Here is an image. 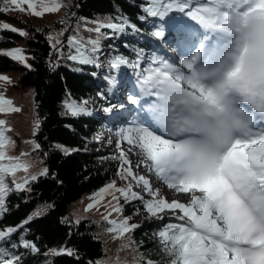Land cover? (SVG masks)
<instances>
[{"label": "snow or ice", "instance_id": "obj_1", "mask_svg": "<svg viewBox=\"0 0 264 264\" xmlns=\"http://www.w3.org/2000/svg\"><path fill=\"white\" fill-rule=\"evenodd\" d=\"M3 3L6 7L0 12L18 10L38 18L67 7L64 0ZM144 11L147 16H141V20L156 17L169 26L167 37L163 27L153 31L152 37L174 43L173 51H179L182 45L191 46L179 61L182 68L162 57L154 58L144 68L139 57L135 62L120 55L110 60V68L117 71L122 66L138 69V90L127 97L136 114L128 126L118 130L120 139L115 146L119 154L113 157L120 161L117 176L127 183L119 187L113 180L90 197L92 202L85 211L105 208L102 219L111 225L106 231L113 234V239L128 241L121 245V251L132 247L135 241L127 234L139 227L123 215L124 204L140 201L146 218L164 220L170 215L179 221L163 224L154 234L167 257L165 264H264V0H149ZM170 13L182 16L177 19ZM92 23L94 27H87L85 21V30L98 34L96 39H84L79 34L67 38V44L75 49V54L67 55L68 60L96 64L95 54L105 35L102 29H110L112 34L124 33L126 27L139 31L123 18L119 22L110 19ZM0 30L27 35L8 23L0 25ZM64 31L67 29L48 38L57 52L62 50L59 37ZM173 31L178 36H173ZM0 55L29 66L21 48ZM0 81L10 82V78L0 76ZM108 81L111 92L116 78L108 77ZM88 103L66 102L67 114L92 115ZM115 107L103 110L110 113ZM118 107L124 109L125 105ZM20 110L0 93V114ZM35 129H39L38 120ZM9 132L6 120L0 119V216L7 211L5 198L9 192L28 190L29 181L48 174L47 168L31 172L35 163L25 159L29 153L10 154L15 141L7 135ZM121 141L128 147H122ZM30 143L34 149L40 148L38 143ZM57 147L66 155L78 151ZM131 156L138 158L135 164ZM142 165L168 188L190 194L188 201L162 197L146 175L134 171ZM21 172L24 175H18ZM134 187L151 199L146 200ZM105 196L111 197L106 203ZM113 213L119 214V219H110ZM42 214L37 210L34 216ZM34 216L22 223L28 224ZM17 227L0 228V241H7ZM20 246L32 253L39 251L28 240L22 239ZM17 247L11 244V248ZM48 254L74 253L71 249H53ZM0 264H21V256L0 245ZM90 264L128 262L117 257L115 261ZM133 264L157 262L133 257Z\"/></svg>", "mask_w": 264, "mask_h": 264}, {"label": "trees", "instance_id": "obj_2", "mask_svg": "<svg viewBox=\"0 0 264 264\" xmlns=\"http://www.w3.org/2000/svg\"><path fill=\"white\" fill-rule=\"evenodd\" d=\"M148 2L149 0H65L67 7L55 14L50 24L40 22L39 29H35L33 33L27 29V35L21 36L27 42L25 50L28 52L29 66H19L17 60L0 55V75L5 76L3 72L20 68L16 85L35 89V110L39 129L34 137L40 145L37 151L48 166V174L29 182L28 190L9 192L5 198L7 211L0 216V228L22 225L17 227V232L7 241H0V245L21 256V264H90L109 254L111 247L106 248L105 239H101L100 228L107 229L111 225L103 219H81L77 223L70 209L78 199L93 192L98 193L107 184L119 178L117 170L120 161L113 159L108 151L102 150L100 145L90 140L103 130L106 126L104 122L108 123L110 120H101L89 115L72 116L67 114L65 104L81 102L92 93L100 96L99 100L103 102L114 99V105H125L126 112L119 119L112 120L119 128L130 122L127 115L134 106L128 103L129 95L120 98L119 95L109 92L108 87L96 78L99 73L97 66L68 60L67 55L75 54V49L67 44V40H61L63 47L61 52H57L48 38L50 34L56 35L63 29H70L69 36L82 34L78 27L88 18H97L100 21L111 19L113 22H119L123 18L129 25H135L139 31L126 27L124 33L112 34V30L102 29L105 35L100 40V45L107 46L110 37L114 36L118 41L112 43L113 56L120 55L132 62L139 57L141 68L149 65V55L152 52L169 60L173 55L166 51L163 56L156 49L157 38L151 35L160 27L152 24V17L140 19L141 16H147L144 8ZM4 7L6 5H3ZM8 13L9 11L0 12V16L11 18ZM169 15H175L177 19L182 16L180 13ZM20 22L24 24L23 21ZM132 32L140 36L131 35ZM12 35L16 34L0 30V52L13 49L16 42ZM97 35L86 33L82 37L96 39ZM171 44L172 48L176 47L174 43ZM95 58L97 63L101 61L96 54ZM58 145L78 151L66 155ZM118 154L116 151L115 156ZM99 158L107 163L104 169H100L96 164ZM144 198L151 199L147 196ZM110 199L108 196L105 200ZM46 203L49 205L47 211L34 216V212ZM121 203L123 204V199ZM123 215L131 217L130 223H139L137 229L127 234L135 241L133 245L137 246L135 256L139 257V260L143 257L157 264H165L167 257L162 252L159 238L154 234L163 224L179 221L170 215H165L164 220L146 218L140 201L124 204ZM29 216L34 218L28 224H23ZM112 236V233L107 235L108 242L111 245L118 243L120 239H113ZM22 239L35 243L39 251L32 253L20 246ZM11 244H17L18 247L13 249ZM53 249H71L74 254L46 255Z\"/></svg>", "mask_w": 264, "mask_h": 264}, {"label": "rangeland", "instance_id": "obj_3", "mask_svg": "<svg viewBox=\"0 0 264 264\" xmlns=\"http://www.w3.org/2000/svg\"><path fill=\"white\" fill-rule=\"evenodd\" d=\"M65 3V0H64ZM66 4V3H65ZM3 0H0V8H3ZM10 7V6H8ZM26 8L27 6L24 5ZM57 13L48 14L46 13L42 18H38L35 16H32L28 12H21L18 10H9L8 15L11 16V18L1 15L0 16V25L3 23H8L10 26L16 27L19 30H23L24 32L29 29L30 33H33L35 29H39L40 26L38 25L40 22L44 24H50L51 19L56 16ZM168 17H165L164 20H167ZM152 24L159 26L160 28L163 27L165 34L166 32H169V26L164 21H162L160 18L152 17ZM20 21H23L24 24H21ZM87 21V27H94L95 25L92 23L93 21H100L97 18H88L85 19ZM193 28H196V26L193 24ZM33 28V29H32ZM79 30L82 34H79V36L82 37V35H85L87 32L85 30V23L82 25H79ZM16 35H12L11 37L16 42L13 44V49L15 48H21L24 51V55L27 57V65L30 64V61L28 59V52L25 50V45L27 44L26 39L22 38L21 35H19L18 32H13ZM176 34V33H175ZM5 35V33L3 34ZM53 35L54 34H50ZM70 35V29H68L66 32H63V35L59 37V39H65ZM131 35H135L137 37L140 36V34L132 32ZM178 36V35H177ZM87 39V38H84ZM160 39H156V49L159 50L162 55L163 52L166 51L170 52L173 56L170 57L169 62L174 63L177 67H181L179 61L182 58L183 53L179 54V51H173V48L170 47V44L168 40L165 38L162 41H159ZM118 40L114 37H110L109 44L107 46H101L100 50L103 49L104 53L98 52L96 53L97 58L104 59L103 61L107 63V61H110L114 58L112 49L114 48L113 44L114 42H117ZM188 46H191L190 44ZM190 47H187L185 51H188ZM9 50V49H7ZM6 50V51H7ZM149 59L152 61L154 58H160L159 55H157L155 52H152L149 55ZM165 56V55H163ZM167 56V55H166ZM19 63V66H24L25 64ZM95 66H98V64H93ZM141 65V63H140ZM105 65L104 67H106ZM102 67V68H104ZM138 69H133L130 66H122L118 71L114 69H107L104 73H98L96 78L100 79L103 84L108 87V89L111 87L108 81V77H115L116 78V86L112 88V93L115 95H119L120 98H122L124 95H131L134 91H137L136 88V73ZM21 71L20 68L18 69H12L10 71H5V76L10 78V82H4L0 81V93H3V95L7 99H11L13 101V104L15 107H18L21 109L19 112H12L9 114H0V119H4L7 122V126L11 128V132L7 133V135H10L12 139L15 141V148L11 151V155L17 156L21 152H27L29 153L28 157H25V159H30L34 161L35 167L31 169V172L38 173L43 168H47L48 166L44 163L43 157L41 154L37 151V149H34V145L30 143L31 141L36 142V139L34 135L38 130L35 129V123L38 119L36 110H35V89L34 87H22L17 86L16 83L18 74ZM100 74V75H99ZM125 74V75H124ZM3 76V75H0ZM125 76V80L122 82L123 87H121V83H119L120 78H123ZM126 82V83H125ZM126 86V88H124ZM98 95L96 94H90L88 97L84 98V100H88L89 103L87 105V108L89 111H91L92 115L98 117L101 120H106L107 118L110 119L108 123L104 122L106 125V129L101 131L100 133H97L95 136L91 137L90 140L94 141L96 144L100 145L102 150L108 151L110 153V156L114 157L117 150L116 148V141H118L120 138L117 135L118 129H116V126L113 124V119H119L121 112L123 109H120L118 106L114 108L112 112H105L103 109L106 107H111L114 102V99L109 100L107 102H103L99 100ZM81 101V102H82ZM77 104L80 103V101H76ZM96 107V108H95ZM128 108V107H127ZM126 108V109H127ZM125 109V108H124ZM131 110L135 112V106L131 107ZM128 123H124L122 127L128 126ZM35 131V134H33ZM108 137L106 140H104V137ZM111 140L112 143H109L108 141ZM122 147L127 148V144L122 142ZM133 161V164L137 162L136 156L130 157ZM96 164L100 169H104V167L107 166V163L104 159H97ZM134 171L138 175H146V177L152 182V185L154 188L159 189L160 195L162 197H166L169 201L172 199H180L181 202H187L189 199L190 194H181L178 193L175 189L168 188L160 179H158L154 173H149L146 168L141 166V168L134 169ZM18 175H24L23 172L18 173ZM39 177V176H38ZM31 182V181H29ZM126 181H122L120 178L116 179L117 186L124 187L126 185ZM135 191L141 192L143 196L150 197L146 192H142L140 188L134 187ZM97 192H93L91 194L86 195L80 199H78L72 206H71V214L75 218L76 221H80L81 219H91L94 221H98L102 219V215L106 214L105 208L100 206L99 210L97 208H93L92 210L85 211L86 206L91 203L90 197H93V195ZM108 196H105L104 203H106L108 200ZM151 198V197H150ZM49 208V205L43 204L42 207H40L37 210H42V213L44 214L47 209ZM36 210V211H37ZM35 211V212H36ZM34 212V213H35ZM119 219V214L113 213L110 219ZM139 224V223H136ZM101 231V239H105L106 248L109 249V254L107 256L100 257L98 261H105V260H112L115 261L117 257L120 258L121 261H127L128 264H133V257H136L135 254L137 252L136 245H132L131 248L124 249L121 251V245L126 244L128 241L127 239L119 240L118 243L111 245L107 240V235L111 234L106 231V229L100 228ZM108 242V243H107ZM137 261H139V257H136Z\"/></svg>", "mask_w": 264, "mask_h": 264}, {"label": "bare ground", "instance_id": "obj_4", "mask_svg": "<svg viewBox=\"0 0 264 264\" xmlns=\"http://www.w3.org/2000/svg\"><path fill=\"white\" fill-rule=\"evenodd\" d=\"M176 33V34H175ZM172 35L173 36H177L178 34H177V32L176 31H173L172 32ZM168 36V32H166V34H165V37H167ZM164 40V39H163ZM187 47H190V46H184V45H182L181 46V50L179 51L180 53L183 51V50H185V49H187ZM102 52L104 53V51H103V49H102ZM125 75V74H124ZM125 80V76H123V78H120V81H119V83H121V82H123ZM126 81V80H125ZM126 83V82H125ZM124 88H126V86L124 87ZM150 99V98H149ZM96 108V107H95ZM126 111H125V109H123L122 110V112H121V115L120 116H122L124 113H125ZM136 113L135 112H133L132 110L131 111H129V113H128V115H127V118L129 119V121H131L132 120V118H133V116L135 115ZM108 137L106 136V137H104V140H106ZM176 199H178V198H176ZM178 200H180V199H178Z\"/></svg>", "mask_w": 264, "mask_h": 264}, {"label": "water", "instance_id": "obj_5", "mask_svg": "<svg viewBox=\"0 0 264 264\" xmlns=\"http://www.w3.org/2000/svg\"><path fill=\"white\" fill-rule=\"evenodd\" d=\"M66 40V39H65Z\"/></svg>", "mask_w": 264, "mask_h": 264}]
</instances>
